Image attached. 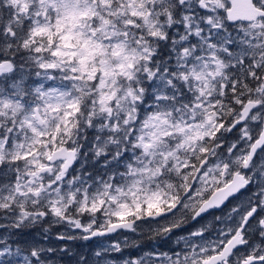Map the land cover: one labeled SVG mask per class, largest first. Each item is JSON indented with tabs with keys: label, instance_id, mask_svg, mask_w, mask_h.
Listing matches in <instances>:
<instances>
[{
	"label": "snow or ice",
	"instance_id": "snow-or-ice-1",
	"mask_svg": "<svg viewBox=\"0 0 264 264\" xmlns=\"http://www.w3.org/2000/svg\"><path fill=\"white\" fill-rule=\"evenodd\" d=\"M0 264H264V0H0Z\"/></svg>",
	"mask_w": 264,
	"mask_h": 264
},
{
	"label": "rangeland",
	"instance_id": "rangeland-1",
	"mask_svg": "<svg viewBox=\"0 0 264 264\" xmlns=\"http://www.w3.org/2000/svg\"><path fill=\"white\" fill-rule=\"evenodd\" d=\"M247 196H248V193H243V194L239 195L237 200H233L231 202V204H229V207H231L234 204L239 203L242 200H245L247 198ZM214 215H220V212H219V214H211V215L206 214L203 216V218H199L194 222L189 221V223L186 224L183 229L175 230L176 234L173 236L171 241H168L167 243L155 245V247L160 252H168L169 249L176 248L177 245L174 243V241L177 239L178 236H180V235L186 236L190 231H193V230L199 228L202 224H206L209 221L213 220ZM126 234L129 235L130 239H129V246L126 247L124 250L125 257L126 258H136V257H139L140 255H143V251H140L135 247V244L137 243V238L134 237L132 234H128V233H126ZM113 239H115V234L113 235ZM120 239L123 240V236H121ZM101 242L104 243L105 245H107V243H109L110 241H108L105 238H94L92 241L77 240V241L69 242V243L72 244L73 246L78 245V244H79L78 246L86 245L87 247H83L81 250L87 251L88 247H92V246H94L98 243H101ZM181 247H182V245H181ZM74 250H75V247H74ZM147 250H148L147 248H144V251H147Z\"/></svg>",
	"mask_w": 264,
	"mask_h": 264
},
{
	"label": "trees",
	"instance_id": "trees-1",
	"mask_svg": "<svg viewBox=\"0 0 264 264\" xmlns=\"http://www.w3.org/2000/svg\"><path fill=\"white\" fill-rule=\"evenodd\" d=\"M212 214H219V211H212ZM79 245V244H78ZM78 245H75L74 247L78 246Z\"/></svg>",
	"mask_w": 264,
	"mask_h": 264
},
{
	"label": "water",
	"instance_id": "water-1",
	"mask_svg": "<svg viewBox=\"0 0 264 264\" xmlns=\"http://www.w3.org/2000/svg\"><path fill=\"white\" fill-rule=\"evenodd\" d=\"M212 211H217V210H212ZM204 215H206V214H204ZM204 215H203V216H204ZM198 219H199V218H198ZM192 222H194V221H192ZM113 235H114V234H113Z\"/></svg>",
	"mask_w": 264,
	"mask_h": 264
}]
</instances>
